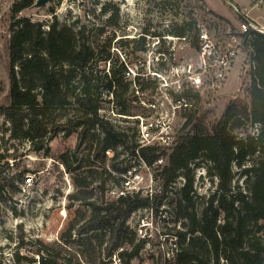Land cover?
<instances>
[{
    "label": "trees",
    "instance_id": "trees-1",
    "mask_svg": "<svg viewBox=\"0 0 264 264\" xmlns=\"http://www.w3.org/2000/svg\"><path fill=\"white\" fill-rule=\"evenodd\" d=\"M35 1L15 0L11 6L9 104L1 109L11 123L12 136L27 139L36 149H42L60 133H77L78 147L89 143L93 161L105 166L102 172L107 175L105 181L117 179L115 172H121L130 160L137 158L138 147L140 156L149 164L161 156L165 158V163L155 172V178L164 186L161 196L153 201L140 194L88 201L90 214L82 224L68 226L62 233V243L68 245L73 234L81 236L99 231L101 246L105 245L107 253L128 243L131 250L121 254L134 257L143 241L137 240L128 224L129 218L136 210L148 206H153L158 213L166 202L164 210L169 220L181 222L183 227L178 230L181 251L176 264H264V32L250 29L240 33L251 62L249 100L230 99L212 123L206 121L207 111L187 109L183 113L186 119L171 147H140L128 128L106 116L104 103L112 100L116 112L127 118L133 115L131 99L127 96L130 91L134 92L132 82L143 91L155 87L156 81L140 74L128 80L125 75L129 62L110 59V54L101 58L102 48L91 39L85 24L77 28L53 22L45 29L40 22L22 15ZM109 10L113 12L107 22L117 26L119 9L105 3L101 11ZM192 29L194 44L198 45L200 29L189 28L186 21L167 32L185 36ZM97 30L98 36L103 35L104 25ZM148 34L150 31L146 29L139 37H121L117 42L124 48L142 52ZM113 39L114 36L106 37L102 45L110 46ZM99 59H110V67H98ZM191 94L188 88L179 96ZM194 97L201 99L200 95ZM254 125L258 126L257 132L252 131ZM119 147L131 153L125 167L117 162ZM107 149L114 152L111 166L106 165ZM249 160L253 161L247 163ZM63 162L68 165L67 161ZM198 165L205 167L210 181L217 182L216 190L207 197L197 195L194 190L193 170ZM238 174L244 178V188L232 184ZM180 175L185 182L178 193L174 192L176 196H171L169 187ZM104 183L100 184L103 190ZM199 199L202 202L198 207ZM39 244L36 252L41 253L43 264H83L79 260L74 262V253L61 256L62 250L42 241Z\"/></svg>",
    "mask_w": 264,
    "mask_h": 264
},
{
    "label": "rangeland",
    "instance_id": "rangeland-1",
    "mask_svg": "<svg viewBox=\"0 0 264 264\" xmlns=\"http://www.w3.org/2000/svg\"><path fill=\"white\" fill-rule=\"evenodd\" d=\"M14 1L0 0V246L23 247L25 253L33 257L30 259H35L36 254L41 255L36 249L40 246L39 241H42L45 245L62 250L61 256L74 253V262L79 260L83 264H99L103 252L99 231L81 236L73 234V240L68 245L62 243L61 236L71 223L80 225L87 218L90 214L88 201L111 199L106 193L114 180L105 181L107 175L102 174L105 166L93 161L89 143L78 147L77 133H60L45 143L42 149H36L31 141L12 136L11 123L1 109L9 104L8 41L11 35V6ZM234 1L240 8L246 7L249 14L256 16L264 24V0H259L258 4L253 0ZM105 3H110L112 8L118 7L117 26L107 22L113 10L107 13L101 11ZM22 15L40 22L45 29L53 22L60 25L72 24L77 28L85 24L91 39L102 48L101 58L110 54V59H126L129 62V72L132 69L135 75L153 79L156 85L163 80L154 75L155 72H161L165 76L171 86L163 88L159 93L154 90L156 85L142 91L132 82L134 92L130 91L127 96L131 99L130 111L133 115H125L127 118L116 112L117 107L112 100L104 103L103 112L106 116L115 124L128 128L133 140H138L141 122L139 117L149 120L160 111H167L168 101L158 108L151 107L150 101L160 103L166 94L171 95L169 92L178 84L186 89L190 88L183 71L171 72V69L172 66L196 61L199 40L198 45L194 44V29L189 33L185 49H181L176 57H170L168 53L176 41L170 38L178 36L167 31L184 21L189 23V28L196 26L200 30H207L222 48H227L229 43L238 48V55L226 78L206 85L193 110L199 108L201 112L207 111L206 121L212 123L223 113L230 99L239 97L249 100V51L244 47L240 34L242 20L227 0H50L40 8L32 6L26 9ZM100 25H104L105 32L98 36L97 27ZM146 29H149L150 34L146 36L145 50L142 52L133 51L132 47L124 48L117 42L121 37H139ZM155 33L161 34L154 35ZM234 35L236 40L233 39ZM104 36H114L110 46L102 45L106 38ZM110 59H99L98 67L106 65L108 69ZM127 72L125 76L132 81L135 75L132 72L128 75ZM188 110L178 109L174 122L176 130L183 125L186 119L183 113ZM257 129V125L252 127L253 132H257ZM118 152V165L125 167L131 155L130 150L119 147ZM112 162L108 159L106 165L111 166ZM200 165H203L202 162ZM199 167L193 170L194 190L197 195L207 197L216 190L217 182L206 180L204 176L199 177ZM234 168L237 170L236 166ZM243 179V176L236 175L233 186L240 185L244 188ZM101 183L105 184V190L100 187ZM174 195L176 196H171ZM200 202L201 199L198 200V207ZM126 246L131 248L128 243Z\"/></svg>",
    "mask_w": 264,
    "mask_h": 264
},
{
    "label": "built area",
    "instance_id": "built-area-1",
    "mask_svg": "<svg viewBox=\"0 0 264 264\" xmlns=\"http://www.w3.org/2000/svg\"><path fill=\"white\" fill-rule=\"evenodd\" d=\"M259 2V0H253ZM236 13L246 14L247 8H240L233 3ZM240 33L256 29L264 32V27H260L251 19L242 20ZM189 34L185 36L172 37L170 40H176L168 52L170 57H176V54L185 49ZM199 49L198 56L194 63L172 66L171 72L183 71L184 77L190 83L191 95L179 96L184 90L181 84L175 86L174 90L169 92L171 95H165L160 103L150 101V106L158 108L163 106L166 101L167 111H160L153 119L145 120L141 118L138 129L139 146L155 145L160 147H171L176 139L175 117L178 109L184 108L193 110L197 99L194 95H200L206 85L214 84L215 80H223L233 67L238 55L237 45L229 43L227 48L218 45L210 36L207 30H200L198 34ZM233 39L236 40L235 35ZM135 72L130 69L128 75ZM157 77L161 78L158 85L154 88L156 93L163 91V88L170 87V82L161 72H155ZM136 76V75H135ZM134 80V79H133ZM135 86L136 83H134ZM138 88V87H137ZM139 91V90H138ZM166 93V92H165ZM120 115V114H119ZM136 116V115H135ZM137 158L130 160V163L121 172H115L116 180L107 189V196L111 199H117L121 196L140 194L148 197L150 200L161 196L164 192L163 183L155 178V172L160 165L165 163L164 156L159 157L154 163H147L136 149ZM107 157L110 159L114 152L112 149L106 150ZM199 177L204 176L208 180L205 167H199ZM145 172V173H144ZM185 182L184 176L180 175L170 185V194L178 193ZM166 197L164 201H166ZM167 207L164 202L158 213L153 206L140 208L136 210L128 220V224L135 231L137 240L143 241L139 252L134 257H128L121 253L125 250H131L129 246L123 244L112 253H107L105 245L103 246L102 256L99 258V264H176V258L181 251V241L178 230H182L181 222L168 221L169 214L164 209ZM158 219V220H157ZM106 244V243H105ZM23 248V247H22ZM20 247H1L0 246V264H43L41 255L36 254L35 259H30L28 253ZM28 257V258H27Z\"/></svg>",
    "mask_w": 264,
    "mask_h": 264
},
{
    "label": "water",
    "instance_id": "water-1",
    "mask_svg": "<svg viewBox=\"0 0 264 264\" xmlns=\"http://www.w3.org/2000/svg\"><path fill=\"white\" fill-rule=\"evenodd\" d=\"M230 2V4L233 6V2L231 0H227ZM50 0H36L33 4L34 8H40L42 6H44L45 4L49 3ZM239 17H241L243 20H246V18L244 17L243 14L238 13Z\"/></svg>",
    "mask_w": 264,
    "mask_h": 264
},
{
    "label": "crops",
    "instance_id": "crops-1",
    "mask_svg": "<svg viewBox=\"0 0 264 264\" xmlns=\"http://www.w3.org/2000/svg\"><path fill=\"white\" fill-rule=\"evenodd\" d=\"M232 2L233 3H235V4H237L236 3V1H234V0H232ZM259 3V2H258ZM258 3H255V4H258ZM248 9H247V12H246V16L249 18V19H251V20H253L254 22H256L260 27H264V24H262L259 20H258V18L256 17V16H252L251 14H249L248 13ZM248 13V14H247Z\"/></svg>",
    "mask_w": 264,
    "mask_h": 264
}]
</instances>
